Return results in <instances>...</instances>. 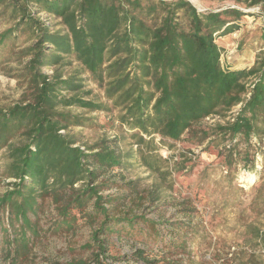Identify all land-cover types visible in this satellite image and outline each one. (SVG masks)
Returning a JSON list of instances; mask_svg holds the SVG:
<instances>
[{
	"label": "trees",
	"instance_id": "1",
	"mask_svg": "<svg viewBox=\"0 0 264 264\" xmlns=\"http://www.w3.org/2000/svg\"><path fill=\"white\" fill-rule=\"evenodd\" d=\"M229 1L260 7L264 21V0ZM40 14L58 20L60 29ZM5 15L14 25L0 34V70L23 93L19 102L0 109L3 177L13 180L0 194L2 260L29 259L47 197L58 212L55 229L72 230L79 219L96 227L87 245L91 260L68 264H109L104 237L126 230L132 236L139 229L146 240L174 251L187 252L189 239L206 242V228L192 217L195 208L185 210L187 221L161 223L139 216L136 207L171 191L170 178L191 161L186 152L173 167L161 148L187 143L220 149L230 168L239 142L264 137V28L253 65L234 69L223 67L217 38L239 29L245 13L237 8L200 12L187 0H0V18ZM91 84L100 92L87 90ZM114 111L118 134L112 140L104 135L82 142L83 129L95 125L87 115ZM210 118L217 122L205 124ZM133 167L161 180L148 198L136 193L125 208L137 183L121 185L126 194L102 193L119 186L115 170ZM231 176L221 177L222 210L235 207L242 191ZM263 213L264 183L239 214L248 223L251 245L263 253L254 251L239 264H264V229L254 222ZM168 226L173 230L166 239ZM169 258H149L142 250L134 256L139 264H183Z\"/></svg>",
	"mask_w": 264,
	"mask_h": 264
},
{
	"label": "rangeland",
	"instance_id": "2",
	"mask_svg": "<svg viewBox=\"0 0 264 264\" xmlns=\"http://www.w3.org/2000/svg\"><path fill=\"white\" fill-rule=\"evenodd\" d=\"M187 1L191 2L200 12H218L228 8H237L243 11L245 16L239 22V29L232 34L218 37L217 43L222 48L224 68L243 69L253 65L261 47L258 40L264 28L260 7L237 6L229 0ZM6 16L0 18V34L14 25ZM39 17L54 30L60 29L58 20L48 17L47 14H40ZM25 40L26 35L21 36L18 45H23ZM11 66L15 68L16 65L12 64ZM44 72L52 73L48 69H44ZM89 89H94L96 93L100 92L93 84L87 88V90ZM22 93L23 89L18 81L0 70V109H7L19 102ZM236 111L237 109L234 112ZM116 115V111L111 114L92 113L87 115L89 118L95 119V125L83 129L82 142L94 143L104 135L112 140L118 134ZM216 122L217 118H210L204 123L214 124ZM111 125H113L112 128ZM101 127L103 128L101 129ZM79 130L76 129L74 132ZM237 146L236 152L239 155L230 168L225 165L224 156H218L220 149L206 150L204 147H195L187 143H177L174 148L167 146L161 148L162 156L164 159L170 160L169 165L173 167V161L180 160L183 153L190 152L188 157L191 161L185 165L184 170L172 175L170 180L173 183V189L171 191H167V189L163 191L159 196L160 199L155 203L145 201L144 206L136 207V214L139 216L145 214L148 219L161 223L187 221L188 216H186L187 211L185 210L195 208L196 212L192 213V217L194 222H201L206 228L208 236L206 242L201 243V241L189 239L187 252L174 251L172 248L163 247L161 243L146 240L145 234L141 235L139 229H135L132 236L127 234V230L121 231L119 235L113 234L104 237L109 245L107 262L109 264H139L134 259L139 250L144 251L149 258L165 256L173 260L178 259L183 264H239L241 260L248 259L252 252L260 253L258 248L251 245V235L248 234L249 229L246 227L248 223L239 221V214L242 209L251 205L256 189L264 183V137L253 138L249 145L239 142ZM246 153L248 158L244 159L247 156ZM205 170L209 172L208 175L204 174ZM229 173L232 175L233 184L239 188L242 187V191L238 193L239 198L234 204L235 207L222 210L221 191L225 183L221 181V177L227 176ZM113 174L120 175V179H114L119 186L104 189L103 196L126 194L128 188L121 187V185L128 182L137 183L135 191L129 194L130 200L128 199L125 208L131 206L130 202L136 198V193L139 194V197L142 195L148 198V192L153 191V183L156 180L157 182L161 180L146 172L142 167H133L128 170L117 169ZM122 177L125 180H122ZM12 181L3 177L0 154V194L5 192L6 185ZM57 215V209L52 204L50 197L45 198L43 212L39 214L37 222L40 234L37 237H32L31 254L23 264H68L73 260H91L92 250L87 245L91 243L93 230L96 227L86 219H79L76 222V227L72 230L66 228L58 230L54 226L58 220ZM253 220L251 219V221ZM254 222L264 229V213ZM5 227H8L6 222ZM168 228L169 230L163 231L166 239L170 238V230H173L170 226ZM242 251L244 253H241ZM2 257L3 249L0 247V264H6ZM258 258L262 260L260 257H257V260Z\"/></svg>",
	"mask_w": 264,
	"mask_h": 264
},
{
	"label": "built area",
	"instance_id": "3",
	"mask_svg": "<svg viewBox=\"0 0 264 264\" xmlns=\"http://www.w3.org/2000/svg\"><path fill=\"white\" fill-rule=\"evenodd\" d=\"M259 248H261V247H259ZM258 250H259L260 253H263V250H261V249H258Z\"/></svg>",
	"mask_w": 264,
	"mask_h": 264
}]
</instances>
